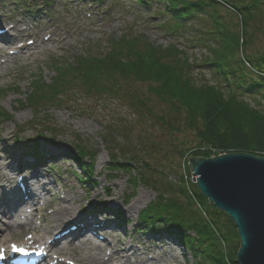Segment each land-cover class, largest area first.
Instances as JSON below:
<instances>
[{"label": "rangeland", "instance_id": "374dc122", "mask_svg": "<svg viewBox=\"0 0 264 264\" xmlns=\"http://www.w3.org/2000/svg\"><path fill=\"white\" fill-rule=\"evenodd\" d=\"M228 1L239 5L238 0ZM164 6L163 0H148L146 3L139 0H0V28L7 30L5 36L11 40L14 34L22 35L18 37L20 40L29 38L34 42H41L43 48L34 56L27 59L14 58L0 67L3 75L0 78V112L7 116L6 119H0L1 174H7L5 185L10 188L14 186L18 161L23 166L31 164L33 159L28 155V146H31L34 139L40 138L39 145L46 157L43 159V166L37 167L35 171L40 178L44 175L48 189L37 192L39 197L33 199L18 217L9 218V215L0 214V234L7 221L16 220L22 224L40 222L41 215H50L51 209H55L59 200L66 195L76 215H88L87 206L95 203L98 205L95 209L100 211L111 209L119 212L121 228L110 221V215H95L94 217L105 223L109 217V222L104 228L106 234L103 241L95 235L90 236V240L106 247L108 244H116L117 247L130 244L133 248L128 253L131 263L136 260L132 251L135 254L146 251L139 260L149 259V264H194L189 251L173 236L164 233L152 234L148 227L139 225L140 212L157 198L158 191L151 187V182H139L133 187L127 181L125 173L110 170L108 166L107 149L118 148L138 154L154 168L166 167L168 170L163 177L167 182L176 183L177 176L182 173V159L185 160L186 157L181 158L176 152L169 150L171 144L177 141L183 142V148L192 149L195 144L193 136L188 132L170 134L154 125L155 117L151 111L159 113L163 106L149 96L146 85L119 82L126 85L123 87H127L128 91L141 96L142 103L150 109L148 112L146 108H140L137 112L125 101L108 94H86L81 85L74 83L66 86L65 92L60 93L50 104H42L35 110L25 106L29 87L35 84V80L43 86L53 84L56 80L61 81L64 75L59 78L56 73H61L67 67L75 68L78 60L88 58L89 55L98 59L104 56L110 45L126 39L142 40L161 48L173 45L185 53L188 62L194 64L193 76L197 82H212L214 79L210 69L201 62L207 49L204 46L190 45L195 40L194 35L201 32L197 28L198 23L195 19L187 23L189 32L176 30L170 33L167 28L171 19L163 12ZM219 12L223 17L222 22L227 19L231 30L246 41V45H243L244 55L252 57L264 52V4L258 11L254 10L251 20L246 23L244 33H240L237 16L222 8ZM202 18L203 27L208 28L205 17ZM10 25H15L14 30H11ZM19 28H25L26 31L19 33ZM49 34L69 35L70 38L61 49H53L51 41L56 35L48 37ZM123 124L130 130L124 136L119 129V125ZM154 144L159 145V148ZM258 144L261 146L258 147L260 151L253 152L248 149L249 151L242 153L264 157V141ZM80 149L93 154L92 158H84V164L91 165L86 173L80 170L75 159ZM200 149L208 151L209 157L232 153L216 149L207 143L200 146ZM185 156L195 157L188 153ZM145 175L148 177L147 173ZM192 178L193 175L189 177L191 183ZM88 179L93 182L92 185L83 183V180ZM20 206L11 213L17 214L22 208ZM42 207L46 208L45 211L39 210ZM210 210L209 205L201 207L205 217L208 216L206 211ZM80 226L75 223L74 228L78 230ZM136 228L140 232H136ZM35 232V236L41 235V230ZM31 235L30 231L15 232L10 242H26ZM72 242L76 243L77 240L72 239ZM58 244L62 247L65 243ZM235 245L234 241L229 245L224 242L221 248L227 254L229 249L234 252ZM60 257L67 258L66 261L75 260L63 254ZM226 261L229 264L228 258ZM87 264L99 263L88 260Z\"/></svg>", "mask_w": 264, "mask_h": 264}, {"label": "trees", "instance_id": "16d2710c", "mask_svg": "<svg viewBox=\"0 0 264 264\" xmlns=\"http://www.w3.org/2000/svg\"><path fill=\"white\" fill-rule=\"evenodd\" d=\"M139 1L146 3L148 0ZM163 1V12L171 19L167 28L170 33L176 30L189 32L187 23L195 20L198 23L201 32L194 35L195 40L190 45L207 49L201 62L210 69L212 82H197L193 76L194 64L173 45L161 48L142 40L126 39L110 45V49L98 59L89 55L78 60L75 68L67 67L56 73L59 78L64 75L61 81L43 86L33 80L35 84L29 87L25 106L35 110L42 104H50L65 92L66 86L74 83L81 85L86 94H108L137 111L146 108L141 96L128 91L121 83L146 85L149 96L163 106L159 113L151 111L155 117L154 125L170 134L191 133L194 147L187 150L182 141L171 144L169 151L176 152L181 158L186 157L182 159V173L174 184L163 177L168 170L166 167L154 168L138 154L118 148L107 149L109 169L125 173L133 187L139 182L150 181L151 187L158 191L155 201L140 212L139 225L148 227L153 233L173 236L189 251L194 264H228L226 258L229 264H237L235 255L239 238L236 228L232 220L214 208L190 182L185 155L209 157L208 151L200 149L205 143L222 151H260L258 142L264 141V52L252 57L244 55L246 41L231 30L227 19L222 22L219 9L237 16L240 33H244L247 21L264 0H238V6L228 0ZM202 17H205L208 28L203 27ZM6 118V114L0 112V119ZM119 129L123 136L130 132L125 124L119 125ZM39 141L40 138L34 139L27 152L33 163L43 166L46 156ZM154 146L159 148L157 144ZM85 157L92 158L93 154L80 149L75 157L83 173L91 167L84 164ZM83 183L93 184L89 179ZM205 205L211 208L206 211L207 217L201 211ZM103 213L106 215L109 210ZM111 213L120 217L117 211ZM136 232L140 231L136 228ZM232 241L236 242L234 252L229 249L227 254L224 253L221 244L229 245Z\"/></svg>", "mask_w": 264, "mask_h": 264}, {"label": "bare ground", "instance_id": "6f19581e", "mask_svg": "<svg viewBox=\"0 0 264 264\" xmlns=\"http://www.w3.org/2000/svg\"><path fill=\"white\" fill-rule=\"evenodd\" d=\"M15 25H11V30H14ZM17 28L15 29V31ZM14 31V32H15ZM25 28H19L18 32H25ZM56 35V36H55ZM22 35H12L11 40L4 35V40L6 43L5 48L0 49V67L5 64L6 61H11L12 59L22 58L27 59L30 56H34L40 53L41 42L38 41L34 42L31 39L27 38L24 40H20L18 37ZM27 36V35H26ZM55 36L54 39L51 41V45L53 49H61L67 40L70 38L69 35L61 36V35H51ZM25 37V36H24ZM30 41V42H29ZM29 42V43H27ZM9 46V47H8ZM6 51V49H8ZM9 54H14V56L9 57ZM2 73H0V78L2 77ZM1 167H0V214L3 216L9 215V218L18 217L20 212H23V209L30 204L33 199H37L38 189H42L43 191H47V183L45 181L44 175L39 177L38 172H25L23 174L22 182L24 184V190L21 192L19 191V187L15 179H13V185L11 188L6 183V175L1 174ZM16 175V174H14ZM17 176V175H16ZM11 178V177H10ZM21 182V180H20ZM13 194V196H11ZM52 197L55 195L52 193ZM62 197L59 202L56 204L55 209H51L50 215L43 214L41 215L40 222H25V223H18L16 220L13 222L7 221L4 226L2 233L0 234V246L6 244L12 238L11 236L13 233H23V231H30L32 235H37L36 230H41L40 236H35L34 242L36 245L35 251L41 253V256L37 259L34 264H62V262H56L59 258L58 256H69L74 258L78 264H87L88 260L97 261L99 264H105L110 262L111 264H149V259L139 260L141 254L145 253L146 251H142L140 253L135 254L132 251L133 256L136 260L132 263L129 261V251L132 250V246L129 244H122L123 247L116 246V244H108V246L99 245L87 238H78L76 239L77 234L80 237L85 235H101L102 241L105 239L104 228L107 226L106 223L102 220L97 219L94 217L95 215L101 216V212L97 208V203L87 206L86 211L88 215H76L74 214V208L70 206V203L65 197ZM25 197V198H24ZM23 199V201H22ZM22 204V205H21ZM21 205V206H20ZM33 205V203H32ZM46 205V203H45ZM22 207L17 212V214H12L11 212L16 211L17 207ZM45 211V207H42L39 210ZM95 209V210H94ZM37 210V211H39ZM111 212H115V210H111ZM69 217V218H68ZM75 223L80 224L81 226L78 227L80 229L73 230V225ZM67 224H71V226H67ZM46 225V226H44ZM82 232V234H80ZM87 233V234H85ZM53 234V235H50ZM85 234V235H84ZM9 237V238H8ZM86 237V236H85ZM3 239V241H2ZM72 239L77 240V242H72ZM83 240V242H78L79 240ZM63 241L65 244L64 246L60 247L59 242ZM68 241V242H67ZM62 242V243H63ZM33 243V240L31 241ZM85 243V244H84ZM86 245V246H84ZM89 245V246H88ZM2 247V246H1ZM45 251L48 253L49 259L47 260L45 256L47 255ZM90 251V252H89ZM104 251V252H103ZM104 253V254H103ZM138 259V260H137ZM167 264V263H166Z\"/></svg>", "mask_w": 264, "mask_h": 264}, {"label": "water", "instance_id": "95a60500", "mask_svg": "<svg viewBox=\"0 0 264 264\" xmlns=\"http://www.w3.org/2000/svg\"><path fill=\"white\" fill-rule=\"evenodd\" d=\"M199 193L233 222L239 238L237 264H264V157L232 152L189 157Z\"/></svg>", "mask_w": 264, "mask_h": 264}, {"label": "snow or ice", "instance_id": "6c2138e0", "mask_svg": "<svg viewBox=\"0 0 264 264\" xmlns=\"http://www.w3.org/2000/svg\"><path fill=\"white\" fill-rule=\"evenodd\" d=\"M17 251H23L22 249H16Z\"/></svg>", "mask_w": 264, "mask_h": 264}]
</instances>
